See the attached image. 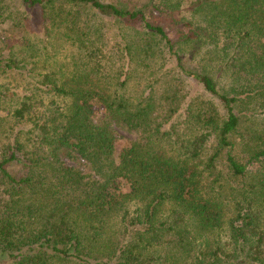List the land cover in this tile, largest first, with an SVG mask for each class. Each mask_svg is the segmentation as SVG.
I'll list each match as a JSON object with an SVG mask.
<instances>
[{"label":"trees","instance_id":"16d2710c","mask_svg":"<svg viewBox=\"0 0 264 264\" xmlns=\"http://www.w3.org/2000/svg\"><path fill=\"white\" fill-rule=\"evenodd\" d=\"M1 33L0 264H264V0H0Z\"/></svg>","mask_w":264,"mask_h":264},{"label":"rangeland","instance_id":"374dc122","mask_svg":"<svg viewBox=\"0 0 264 264\" xmlns=\"http://www.w3.org/2000/svg\"><path fill=\"white\" fill-rule=\"evenodd\" d=\"M163 24H164V26H166L167 23L164 22ZM30 26H32V29H37V28L40 29L41 28L39 23L38 24H33L31 22L30 23L28 22V27H30ZM165 28H166V31L168 32V34L171 36V38H174V30L170 29L168 27H165ZM1 34H3V33H1ZM0 40H4V34L1 35V39ZM117 132H118L119 138H130V139L134 138L131 134H128L127 132L122 131L119 128H117ZM69 164H71V163H69ZM212 235H215V236L212 237ZM212 235H211V237L209 236L211 239H217L218 241H220L222 243L226 242V240H227V238L225 237V233H215V234H212Z\"/></svg>","mask_w":264,"mask_h":264}]
</instances>
